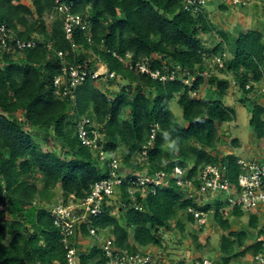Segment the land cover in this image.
Instances as JSON below:
<instances>
[{
    "label": "trees",
    "instance_id": "16d2710c",
    "mask_svg": "<svg viewBox=\"0 0 264 264\" xmlns=\"http://www.w3.org/2000/svg\"><path fill=\"white\" fill-rule=\"evenodd\" d=\"M31 1L32 6L21 0H0V25H6L17 38L38 40L35 47L18 51L17 56L0 51V203L4 205L0 211V264H68V250L49 204L56 190L65 199L86 198L95 183L108 178L106 164L118 159L119 154L123 167L131 171L128 174H169L179 166L189 167V177L193 178L206 165L223 164L230 179L237 180L238 156L216 155L228 143L219 125L236 120V110L225 100L232 83L244 94L242 104L254 90L250 83H264L262 37L252 30H239L236 35L219 30L221 41L209 49L202 40L215 31L209 7L192 14L184 8L183 0H60L72 4L73 13L89 23L92 41L77 28L74 49L66 39L61 19L47 23V15L54 11L57 0ZM228 8L222 3L218 6L223 11ZM58 52L64 53L69 64H81L89 71L104 64L115 73L110 81L125 84L108 95L89 75L72 89L71 96H59L53 84L61 73ZM128 54L134 64L148 59L153 70L167 75L174 72L176 78L161 81L137 74L116 56L125 60ZM207 56L219 57L223 67L208 64ZM243 72L253 80L243 78ZM208 73V82L214 89L211 92L218 99L198 94ZM192 77V84L185 83ZM172 101L181 107L183 123L177 121ZM81 117L91 119L98 131L97 143L108 156L106 162L81 144L76 132V121ZM249 123L256 139L263 141L264 104L254 103ZM156 125L153 146L147 158L139 162ZM43 136L46 142L58 141V151L43 149L36 139ZM173 140L178 141V148L169 147ZM231 144L238 147L239 139L234 138ZM37 177L41 184L35 183ZM117 192L119 212L113 213L114 197H107L102 214L92 219V226L99 235L113 236L120 250L133 253L163 249L162 230L177 228L185 232L191 225L203 231L204 226L188 212L190 207L200 211L215 209L214 220L223 232L221 258L215 264H234L262 250V242H256L262 235L257 215L251 214L245 226L240 224L243 228L236 227L224 216V201L219 196L197 206L184 197L172 176L159 186L151 185L133 194L130 184L124 181ZM243 216L244 211L234 208L233 219ZM190 235L196 248L203 251L206 245L199 242L198 232ZM8 236L11 238L6 243ZM85 238L92 236L84 224L73 238L79 264H107L97 245L86 250L78 244ZM251 238L255 241L248 244ZM203 260L199 255L189 262H173L165 250L161 253V261L171 264Z\"/></svg>",
    "mask_w": 264,
    "mask_h": 264
},
{
    "label": "built area",
    "instance_id": "2783aa9c",
    "mask_svg": "<svg viewBox=\"0 0 264 264\" xmlns=\"http://www.w3.org/2000/svg\"><path fill=\"white\" fill-rule=\"evenodd\" d=\"M213 0H183L184 8L192 14H197L201 8L209 6ZM220 4H225L229 7H237L244 9L246 7H260L264 5V0H219ZM57 6L54 11L47 15L49 19H61L63 21L66 39L73 43L74 32L77 28L85 31L88 34V41H92L90 34L89 23L81 15L73 13L72 4L62 3L57 0ZM37 39H20L15 37L13 32L6 25H0V51L10 54L23 51L27 48H33L37 45ZM51 45L49 47L51 48ZM125 63V67L137 74H147L152 78L161 81L168 79L174 80V72L170 75L162 74L160 70H153L148 59H145L136 64L132 61V56L127 55V59L116 55ZM60 59L61 73L54 79V87L57 95L71 96V91L78 85L86 81L88 76L95 81L106 78L109 81L114 80L115 73L108 71L101 60L97 58L101 66H97L93 71L85 69L81 64H69L63 52H58ZM207 62L213 64L218 63L219 67H223V61L214 56L206 57ZM103 69V71H102ZM195 77L185 79V83L193 82ZM249 88V85L247 86ZM76 132L81 141V144L91 148L100 156L102 161L109 160L107 154L99 148L97 143L99 134L93 127L91 119L81 117L77 121ZM158 126L152 130L150 141L143 147L140 160L147 158L148 149L153 146V140L156 135ZM240 173L237 180L233 182L228 176V169L223 164H209L199 169L195 177H189L190 168H182L176 166L173 172H156L154 174L143 175L140 173L120 174V161L117 158L107 162L108 178L95 183L90 194L81 200L65 199L63 196L55 204L49 206L54 224L60 228L62 234V242L65 244L67 252L68 264H79L77 254V246L73 243L81 229L82 225H87L90 235L103 252L107 264H171L168 261H161L160 250H150L146 252L136 251L129 253L126 250H120L115 245V239L111 235H99L97 229L92 226V219L99 216L103 212L104 202L107 197H115L118 189L124 181L130 184V193H135L138 190H147L151 185L159 186L169 178L174 177L176 184L181 188L183 195L187 199L193 200L197 206H204L218 196L224 201L222 212L226 218L232 217L234 208L239 207L242 211L257 215L259 218V229L262 230V235L256 240L262 242V250L252 257L253 264H264V162L260 160L238 158ZM138 208V207H137ZM4 209V205L0 203V211ZM188 212L192 213L198 224H207L210 220L212 210L200 211L194 207H190ZM79 244V243H78ZM195 264H213L204 259L203 262L197 261Z\"/></svg>",
    "mask_w": 264,
    "mask_h": 264
},
{
    "label": "rangeland",
    "instance_id": "374dc122",
    "mask_svg": "<svg viewBox=\"0 0 264 264\" xmlns=\"http://www.w3.org/2000/svg\"><path fill=\"white\" fill-rule=\"evenodd\" d=\"M23 3L31 6V0H21ZM220 4L219 0H214L213 4H210L208 7L209 11V18L211 19L212 23L214 24L215 31L212 34L204 35L202 40L206 44L207 48H213L217 43L221 41V38L217 35V31L225 30L227 32L236 35L239 30H252L258 36L264 39V5H261L259 8H252L246 7L244 9L237 8V7H229L226 11L218 9ZM263 10V12H259V10ZM47 23L51 25L54 21L52 19H46ZM17 56V53L13 54ZM230 56L228 55L227 58ZM211 62L209 61L208 64ZM213 64V63H212ZM103 71V69H102ZM213 72H218L217 69H214ZM212 72V73H213ZM208 73L205 76V82L202 85L199 95L203 98H214L218 99V95L211 92L214 90L208 82L209 79ZM221 74V73H220ZM225 73L221 74V77H224ZM243 78L248 80H253L252 76L249 75L247 72L242 73ZM97 84L101 87V89L106 92L108 95L116 93L119 91L121 84H125L118 81H109L106 78H102L97 80ZM187 84H192L190 81ZM254 84V90L250 95H246V104L241 103V98H243L244 94L239 88L235 87L234 83H232V87L229 89L228 95L225 96V100L230 102L233 108L236 110V120L228 125L224 126V130L229 129L232 131V139L231 137L228 138V143L225 146H222L219 150L220 153L223 151H232L237 156L247 158V159H254L260 160L264 162V140L260 141L257 140L254 133L252 132L249 119L251 116V110L255 102H259L264 104V83L262 84H255L254 82L250 83ZM197 94V95H198ZM172 110L176 116L177 121L183 123V114L181 107L176 103V101L171 102ZM234 138H238L240 141L239 147L234 148L231 144V141ZM37 141L41 144L42 148L45 150H53L58 151L61 147V144L57 141L55 143L46 142L44 136L41 138H37ZM118 160L120 161L121 169L119 170L120 174H124L126 172H131L130 169H124V165L121 163V155H118ZM140 160L139 162H142ZM103 164V163H102ZM104 166V164H103ZM125 171V172H124ZM40 177H37L35 183H40ZM57 191V190H56ZM118 193V192H117ZM146 195V193H144ZM118 194L115 195L114 200L111 202V207L113 208V213L117 214L119 212L120 206L119 202H117ZM61 197L59 193L56 192L54 200L49 204H55ZM218 199V198H216ZM221 198H219L220 200ZM210 220L207 224H204L203 231L197 228V226L188 225L185 232H179L177 228H174L171 231L162 230V234L164 236V247L163 249L159 248H150L151 250H160L161 253L166 251V257L169 258L170 261L178 262L179 260H186L187 262L192 261L196 256H202L203 259L210 261L211 263L215 264L217 261H220L221 252L219 249V245L221 242V235L222 230L219 225L214 220V212L215 209L212 210ZM185 218L184 215H182ZM249 213L244 212V216L237 220L232 217H229L233 223H235L236 227L243 228L248 222ZM243 224V225H240ZM198 232L199 242L205 244L206 247L202 250H198L196 248V242L193 240L190 234ZM11 236H8L6 239V243L9 242ZM255 241V239L251 238L248 241V244H251ZM96 242L92 238H85L79 242L86 250L94 246ZM234 264H253L252 263V256L247 255L245 258H240Z\"/></svg>",
    "mask_w": 264,
    "mask_h": 264
},
{
    "label": "crops",
    "instance_id": "0c3cea01",
    "mask_svg": "<svg viewBox=\"0 0 264 264\" xmlns=\"http://www.w3.org/2000/svg\"><path fill=\"white\" fill-rule=\"evenodd\" d=\"M22 2V1H21ZM32 2V1H31ZM23 3V2H22ZM25 4V3H24ZM27 5V4H26ZM29 6V5H28ZM32 6V5H31ZM252 8H254V7H252ZM255 8H259V7H255ZM257 10H259V12H263V10H260V9H257ZM234 122V121H233ZM233 122H231V123H233ZM231 123H222V124H220L219 125V131L221 132V134L222 135H224V136H226L227 138H230L231 137V139H232V131L230 130V128L229 129H226V130H224V126L225 125H228V124H231ZM240 142V141H239ZM240 145V144H239ZM239 147V146H238ZM221 148V147H220ZM218 149L217 151H216V155H220V156H226V155H229V154H235V153H233L231 150L230 151H223L222 153H220V154H218L220 151L219 150H221V149ZM237 149V148H236ZM236 155V154H235ZM240 156H238V158H239ZM124 169H126V167H124ZM127 170H129L128 168H127ZM125 172V171H124ZM128 173H130V172H126V173H124V174H128ZM57 192L59 193V196L61 197L62 196V193H61V191L60 190H57ZM156 251V250H155Z\"/></svg>",
    "mask_w": 264,
    "mask_h": 264
},
{
    "label": "clouds",
    "instance_id": "9594fccd",
    "mask_svg": "<svg viewBox=\"0 0 264 264\" xmlns=\"http://www.w3.org/2000/svg\"><path fill=\"white\" fill-rule=\"evenodd\" d=\"M167 138V137H166ZM170 148H178V141L177 140H173L171 141V143L169 144ZM253 257V256H252Z\"/></svg>",
    "mask_w": 264,
    "mask_h": 264
}]
</instances>
